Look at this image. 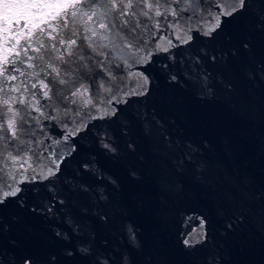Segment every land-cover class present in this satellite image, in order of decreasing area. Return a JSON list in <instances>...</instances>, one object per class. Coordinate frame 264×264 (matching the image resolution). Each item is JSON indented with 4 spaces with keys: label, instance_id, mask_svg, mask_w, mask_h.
I'll list each match as a JSON object with an SVG mask.
<instances>
[{
    "label": "snow or ice",
    "instance_id": "obj_1",
    "mask_svg": "<svg viewBox=\"0 0 264 264\" xmlns=\"http://www.w3.org/2000/svg\"><path fill=\"white\" fill-rule=\"evenodd\" d=\"M244 20L245 31H234ZM166 30L178 44L168 39L166 46L160 41L150 46ZM257 35L264 38V0H0V264H153L131 223L97 243V233L86 221L110 228L117 212L126 217L115 201L121 185L96 167L95 157L82 162L69 179L68 161L91 135L106 155L119 157L122 140L124 151L145 163L138 149L148 140L153 153L169 165L173 190L183 192L180 178L189 174L217 190L224 177L213 175L218 162L210 155L215 151L211 142L185 139L174 120L148 107L152 74L159 70L169 83L238 110L241 84L251 92L264 81ZM197 38L203 41L200 46ZM179 45L187 47L173 52ZM159 52L168 54V62L157 68ZM133 67L141 70L131 71ZM132 97L144 98L145 108L128 116ZM47 121L62 123V140L44 134ZM61 143L59 152L52 148ZM222 150H231L227 138ZM42 156L47 166H41ZM85 173L93 183L77 180ZM128 174L143 178L134 168ZM229 176L239 195L224 196L217 206L225 235L244 224L253 210L264 213V182L256 185L235 170ZM13 207L66 224L68 231L53 229L60 251L38 255L14 236L21 218L9 215ZM200 222L199 238L186 234L182 241L189 248L203 247L208 239L203 231L207 218ZM207 264L218 262L213 257Z\"/></svg>",
    "mask_w": 264,
    "mask_h": 264
},
{
    "label": "water",
    "instance_id": "obj_2",
    "mask_svg": "<svg viewBox=\"0 0 264 264\" xmlns=\"http://www.w3.org/2000/svg\"><path fill=\"white\" fill-rule=\"evenodd\" d=\"M247 21L237 22L234 31L243 33ZM163 37V39H161ZM178 44L170 30L156 35L150 46L160 41L166 46L167 40ZM203 41L197 38L196 46ZM257 56L264 58V38L256 36ZM187 45H179L173 52H182ZM166 53L159 52L154 57L159 64L167 63ZM141 70L133 67L131 71ZM127 71V69H126ZM123 78V74H121ZM247 84H241L243 103L238 110H233L222 99L201 98L193 90L181 87L180 84L169 83L162 72L152 74L151 96L148 98V107L155 108L158 115L168 121H175L174 128L185 139L199 142L206 139L214 146L211 153L214 161L218 162V169L213 175L220 180L217 190L203 186L195 178V174L181 177L185 187L183 192H176L170 186L175 179L170 173L169 165L164 159L156 156L152 151L151 142L142 140L138 151L146 156V162L141 163L135 157L128 155L120 141L121 155L112 157L106 155L96 144V138L89 135L81 141L79 153L67 164L66 175L69 179L76 175L82 162L95 157L96 167L111 177L119 180L121 190L115 201L118 210H125L126 217L117 212L113 226L105 228L98 222L88 220L97 233V243L105 236L117 232L124 223L133 224L138 231L144 251L150 254L153 264H207L213 257L218 264H264V213L253 210L249 219L235 231L224 234L223 220L217 214V206L224 196L239 195L234 177L229 173L235 170L241 176L250 177L256 185L264 182V81L251 92ZM144 98L132 97L125 115L143 112ZM43 103V101L41 102ZM74 111V109H73ZM94 114V113H93ZM88 120V116L83 117ZM99 123L90 121V124ZM44 134L52 141L62 140L64 131L61 122H45ZM68 127H74L69 123ZM95 131V129H94ZM36 136L43 139L40 131ZM231 143V150L225 154L222 150L224 139ZM76 139H79L77 137ZM48 142H45L47 148ZM63 143L52 145L59 152ZM51 151L52 149H48ZM48 160L43 156L41 166H47ZM62 167H64L62 165ZM134 168L143 177L135 180L128 174ZM82 179L85 183H93L94 179L87 173ZM32 201H29L31 206ZM69 212L78 215L75 209ZM9 215H19L20 223L15 226L13 235L23 244L43 255L49 251L59 252L61 244L54 237L53 229L68 231V226L59 220H45L33 214L29 208L9 210ZM207 218L203 231L207 233L204 246L199 244L189 248L182 243L186 234L199 238L201 219Z\"/></svg>",
    "mask_w": 264,
    "mask_h": 264
}]
</instances>
